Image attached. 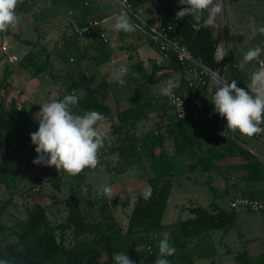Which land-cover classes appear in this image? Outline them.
Listing matches in <instances>:
<instances>
[{
  "label": "trees",
  "instance_id": "obj_1",
  "mask_svg": "<svg viewBox=\"0 0 264 264\" xmlns=\"http://www.w3.org/2000/svg\"><path fill=\"white\" fill-rule=\"evenodd\" d=\"M86 1L20 0L15 11L17 14L36 13L50 8H54L53 10L63 8L79 14L75 22L67 23L52 45L57 58L67 67L68 93H74L79 98L71 110L78 115L96 110L106 116L103 124H109L113 137L107 153L117 155L116 172L124 174L135 166L147 165L152 173L147 181V187L151 186L153 190L152 196L149 200H144L143 192L136 195L125 226H122L114 216L107 197L96 194L97 202L92 200L93 192L90 185L85 197V206L75 191H72L66 203L67 219L57 225L49 219L46 207L39 202L35 203L28 210L26 218L16 224V229L11 233L13 237L2 235L0 260L7 261V264H114L115 254L125 252L135 264H155L159 253L158 242L165 232L170 233L169 242L176 249L174 255L167 257L171 264H193L197 259L215 256L216 249L212 236L215 231L226 232L232 228L236 222L237 211L227 210L213 202L209 207H192L189 209L191 215L189 218L173 225H165L163 219L173 189L172 176L175 164L172 159L175 156L187 159L190 162L188 168L192 172L199 168L211 172L217 167L216 162L235 161L234 164L226 165V169L244 172L240 179L248 185L264 184V163L252 152L234 143L228 136L222 135L218 115L212 111L209 96L195 87L187 86L188 81L184 74L195 73L197 77L201 74V68L179 61L174 53L163 51L146 38L147 43L154 46L163 57L167 54L168 58L166 65H158L153 61L150 71L146 70L142 62L130 65V77L138 76L141 81L140 91L136 89L122 91L123 86L117 82H102L81 96L80 92L90 78L95 76H90L82 70L83 63L92 60L97 66H102L110 63L113 55L108 43L94 41L93 36H79L75 32L76 24L83 26L90 20L103 21L105 18L99 4L90 0L89 5H86ZM130 2L136 11V8L148 2L155 3L163 24L169 22L172 17L166 13L159 0ZM173 2L179 9L183 7L179 0ZM207 15L208 11H205L204 17ZM177 25L179 29L177 38L180 43L191 51L192 56L202 66L214 70L220 34L215 37L212 26L205 27L202 21L197 23L192 16L184 17ZM36 31L38 34L36 42L21 39L19 33L14 34V37L32 46V50L23 57L19 67L24 70L32 69L35 77H41L52 69L51 54L45 45H41V52L44 53L42 60L43 57L34 50L42 37L37 27ZM11 34L9 28L6 32L0 33V39ZM119 34L121 38L142 37L139 30L131 34L120 31ZM227 36L229 38L228 26ZM9 68L7 64L0 82V91L11 85L8 77L14 69L10 72ZM227 68L230 69V75L237 80L238 87L248 86L252 75L248 79L240 73L235 65V55L229 51L224 60L221 76L226 74ZM175 73L183 75L182 82L174 92L186 102L189 111L186 119H178L175 116L166 96L155 95L153 92L155 85L169 79ZM49 76L51 77L52 73H49ZM111 99L116 104L115 108L111 104ZM125 100L128 101V105H125ZM26 114L25 109L18 108L14 101L10 103L8 109L0 104V142L6 145L0 163L1 172H5L9 165L15 162V158L26 155L30 160L28 167L30 171L34 172L40 168L41 175L48 176L54 166L32 163L37 153L35 145L31 143L30 134L37 131L39 125ZM147 123L151 124V128L143 129ZM226 133L240 139V136L227 128ZM169 143L173 152L168 150ZM104 163L101 159L98 166ZM92 170L86 168L77 176L64 173L74 181L82 182ZM58 182L55 181L53 186L60 190ZM208 183L212 187L211 181ZM243 195L244 198L252 200H255L254 196H260L264 201L262 189L247 190ZM12 202L10 197L0 206V216ZM97 206L98 215L94 211ZM237 260L239 264H264V253L251 257L246 250L241 251L237 253Z\"/></svg>",
  "mask_w": 264,
  "mask_h": 264
},
{
  "label": "rangeland",
  "instance_id": "obj_2",
  "mask_svg": "<svg viewBox=\"0 0 264 264\" xmlns=\"http://www.w3.org/2000/svg\"><path fill=\"white\" fill-rule=\"evenodd\" d=\"M216 2L217 0H213L212 6H215ZM101 3L102 6L108 9L111 15H117L120 12L118 5L112 0H100ZM225 8L227 10L226 25L229 28L227 52H232L235 55V65H237L240 73L249 79L256 72L259 61L263 58L264 53H262L258 60L246 64L243 70L240 69L239 65L244 54L249 49L255 47L264 48V34H260L259 32L253 33L254 28L264 27V0H238L236 2L225 0ZM53 9L50 8L47 11L43 10L36 13L24 12L17 14L20 18V23L15 27H10L12 32L10 36L0 39V82L4 77L7 64H9L10 72L14 69L8 77L11 85L7 88H2L0 91V104H3L8 109L10 103L14 101L18 108L25 109L26 115H30L37 122L40 119L37 113L40 111L41 104L52 100H62L66 94H69L66 85L67 67L57 58L52 45L67 26V23L75 22L79 18V14L76 11H68L63 8L60 10ZM137 12L141 17L144 16L142 10L139 9ZM113 24L114 22L105 24L107 28L106 33L109 37L108 45L112 47L114 55L120 53V56L116 57L117 60L111 66H106V64L102 65L103 67L97 66L92 60H87L84 63L83 69L90 76L95 74V77L90 78L84 89L80 92L81 96L86 95L98 83H115L116 81L112 77L121 67L127 68V74L123 77L126 83L122 87V91H132L133 89L140 91L141 81H139L138 76L133 74L130 77V65L143 62L146 69L150 71L151 61L162 58L157 49L146 42H139L136 49L133 50L132 47L138 43L137 40L134 41V44H131L133 42L132 38H121L119 32L114 30ZM211 26L215 37H218L221 33L220 13L216 14L215 22ZM36 27L42 37L34 50L40 54V57H43L44 53L41 52V45H45L51 54L52 69H49L41 77H35L34 70L32 69L24 70L19 67V63L32 50V46L24 44L14 37V34L19 33L21 39L36 42L38 40ZM142 37L145 38L143 35ZM92 39L98 41L95 37H92ZM120 45H123L122 47L126 49H123ZM131 48L132 50H130ZM41 59L43 60L44 57ZM163 65H166V62H163ZM49 73H52L51 77ZM184 76L188 81L187 86L203 91L212 102V97L216 90L213 79L208 77L206 80L207 84L202 85L198 82L195 73L184 74ZM170 78L178 80L180 84L183 75L175 73ZM169 79L154 86L153 92L155 95H160V89L165 86ZM222 80L229 82L235 80L230 75L229 68L226 69V74L221 76V82ZM124 103L128 105L127 100ZM111 104L114 108L116 107L113 99H111ZM211 106L214 112V105L212 103ZM260 127L264 128V123ZM149 128H151L150 123L143 126V129L147 130ZM103 131L105 133L104 146L99 152V160L102 159L105 163L88 172L85 180L82 182L74 181L63 171L59 173L55 167L52 168L48 176L41 175L42 170L40 168L34 172L30 171L28 169L30 160L27 159L26 155H23L21 158H15V162L9 165L5 172H1L0 169V206L6 203L10 197L13 200L12 204L5 209L4 214L0 216V245L2 243V235L7 234L13 237L11 233L16 229V224L26 218L28 210L35 203L39 202L46 207L49 219L53 224L57 225L66 221L68 216L66 209L68 197L72 191H75L79 196V200L84 203L89 185L92 188V200L94 202H97L96 194L101 186L108 185L112 188L114 196L111 200L108 198L107 200L110 202L113 214L118 222L122 226H125L136 195L147 189V181L152 176V173L147 165H138L124 174H118L115 169L118 163L117 155L107 153L109 152L110 144L113 142L109 124H103ZM229 131L238 136L242 135L239 131ZM254 136L264 146V132ZM5 148L6 145L0 142V163ZM168 150L174 151L171 143L168 144ZM172 161L175 164L172 176L173 189L163 219L165 225H173L180 220H185L191 216L189 212L190 208L198 206L209 207L214 201L226 209L231 208L230 200L234 195L231 193L228 196L223 192L226 185L230 186L234 180H230L227 182L228 184H220L221 178L218 176L217 181L212 184L213 189L207 182L208 174L202 171V169H197L198 171L195 172L190 171L188 168L189 161L182 156H175ZM231 162V160L221 161V163ZM235 175L236 180H239V173ZM55 181H59L60 190L54 188L53 184ZM243 187L241 186L242 189ZM252 188L264 190V184L247 185L245 191H249ZM243 194L241 197H245ZM253 198L264 206V201L260 196H254ZM94 211L98 215V206ZM212 238L216 249L215 256L197 259L193 264H239L237 253L241 251L246 250L251 257L263 254L264 209L260 211L239 212L232 228L226 232L223 230L215 231Z\"/></svg>",
  "mask_w": 264,
  "mask_h": 264
},
{
  "label": "clouds",
  "instance_id": "obj_3",
  "mask_svg": "<svg viewBox=\"0 0 264 264\" xmlns=\"http://www.w3.org/2000/svg\"><path fill=\"white\" fill-rule=\"evenodd\" d=\"M18 3L19 0H0V33L20 23L15 11ZM179 3L183 7L175 13L176 20L192 16L197 23L202 21L205 27L213 25L216 14L222 11L220 0H217L215 6H212L213 0H179ZM205 11H208L206 18ZM114 20L113 28L118 32L131 34L138 30L139 26L124 10L123 3ZM256 32L264 34V27L254 28L253 33ZM262 53L264 48L261 47L249 49L243 56L240 69L243 70L246 64L258 60ZM126 74L127 68L121 67L114 73L112 79L120 86H124L126 81L123 77ZM178 87V80L170 78L160 89V94L172 97L174 89ZM78 99L73 93L66 94L62 100L41 104L37 113L40 117L38 130L30 134L31 143L35 145L37 153L33 164L54 166L59 173L63 171L70 176H77L86 168L95 169L98 166L99 152L104 146L103 123L107 118L96 110L87 111L82 115L73 113L70 106L76 105ZM211 103L214 105V113L226 119L227 129L239 131L248 137L264 132V128L260 127L264 123V70L253 73L246 88L238 87L235 80L223 83L216 88ZM221 134L226 135L225 132ZM152 191L151 186H148L142 193L144 200L151 198ZM97 194L109 200L114 196L112 188L108 185L101 186ZM169 241L170 233H162L155 264H171L167 257L174 255L176 249ZM113 260L114 264H135L125 252H118ZM0 264H7V261L0 260Z\"/></svg>",
  "mask_w": 264,
  "mask_h": 264
},
{
  "label": "built area",
  "instance_id": "obj_4",
  "mask_svg": "<svg viewBox=\"0 0 264 264\" xmlns=\"http://www.w3.org/2000/svg\"><path fill=\"white\" fill-rule=\"evenodd\" d=\"M97 4L100 3V0H93ZM115 4L118 5L119 9L121 10L122 3L123 8L127 11L128 15L132 19V21L137 24L138 30L140 33L148 40H150L153 44L159 46L163 51L167 53H174L177 56V59L183 63H190L194 64L201 68V74L197 76L198 82L202 85H206V78L209 77L215 80V69L210 70L204 66H202L191 54V51L184 45H182L179 41L178 33V21L175 18V13L180 9L178 6L173 2V0H159L160 4L164 7L166 13L170 14L172 17L170 21L166 24L158 23V24H151L145 18L141 17L135 8L132 6L130 0H112ZM90 0L86 1V5H89ZM74 30L79 36H93L98 40L108 43L109 38L107 33L103 30V21L94 19L88 21L85 25L79 26L74 25ZM165 58H168V55H165ZM218 61H215V68ZM258 70H264V58L259 61ZM204 74L205 77L202 75ZM227 82L226 80H222L220 82V86ZM169 103L173 108V112L178 119H186L189 116V111L186 105L185 100L174 92L172 97H167ZM182 103V105H181ZM181 105V107H180ZM183 110V117H182V110ZM197 119L198 116H195ZM231 208L240 211H260L264 209V206L260 204L257 200H252L244 197H240L231 203Z\"/></svg>",
  "mask_w": 264,
  "mask_h": 264
},
{
  "label": "crops",
  "instance_id": "obj_5",
  "mask_svg": "<svg viewBox=\"0 0 264 264\" xmlns=\"http://www.w3.org/2000/svg\"><path fill=\"white\" fill-rule=\"evenodd\" d=\"M99 7H100V9H101V12H102V14H103V16L105 17L104 18V20H103V28H104V30L105 31H107V28L105 27V24H109V23H111V22H115V20H114V17H115V15H111V13L108 11V9L106 8V7H104V6H102V3L100 4L99 3ZM137 9V11L140 9V10H142V13H143V15L144 16H142L143 18H145L149 23H151V24H158V23H160L161 22V16H160V13L158 12V9H157V7H156V4L155 3H151V2H148V3H146L145 5H143V6H141V7H138V8H136ZM120 33V32H119ZM126 37H124V39H125ZM130 38H132L133 39V42L131 43V44H134V41L135 40H137V44L136 45H134L132 48H133V50H135L136 49V47H137V45L139 44V42H146V39L145 38H143V37H130ZM147 43V42H146ZM121 47L123 46V45H120ZM131 46V45H130ZM123 49H126V48H124V47H122ZM132 48L130 49V50H132ZM111 49H112V47H111ZM124 52V51H123ZM112 60H111V62L110 63H108V64H106V66H111L117 59H116V57L117 56H120L119 54L117 55H114L115 53H114V51H113V49H112ZM124 54V53H123ZM161 55V54H160ZM162 56V55H161ZM87 61V60H86ZM85 61V62H86ZM153 61H156L157 63H158V65H162L163 64V62H166L167 61V59L165 58V57H163L162 56V58H160V59H154ZM153 61H151V64H150V66H151V68H152V62ZM84 62V63H85ZM84 63H83V66H84ZM143 63V62H142ZM144 65V64H143ZM83 66H82V69H83ZM103 67V66H102ZM102 67H100V68H102ZM144 67H145V65H144ZM146 68V67H145ZM84 70V69H83ZM147 70V69H146ZM84 72H86L85 70H84ZM87 73V72H86ZM88 74V73H87ZM89 75V74H88ZM92 75H95V74H92ZM95 77V76H94ZM102 83V82H101ZM99 84V83H98ZM224 124H225V127H226V124H227V121H226V119H224ZM226 130V129H225ZM240 141H242V142H245V143H247V144H249L252 148H254L257 152H259L263 157H264V146L263 145H261V143L257 140V137H253V136H251V137H248V136H245V135H240V139H239ZM232 161V160H231ZM234 163H236L235 161H232L231 163H221V162H219V163H217V167H215L211 172H206V171H204L202 168H199V169H202V171H204L206 174H208V180H207V182L208 181H211V184H213V183H215L216 181H217V177L218 176H220V178H221V182H220V184L221 183H225V184H228L227 182H229L230 180H234V182L230 185V186H228V185H226V187L224 188V194H226V195H230L231 193H233V197H232V199L230 200V207H231V203L233 202V201H235L236 199H238V198H240L241 196H242V194L245 192V187L248 185V184H246L245 182H243V181H241V179H239V180H236V175L235 174H238L239 173V178L244 174V172H242V171H239V172H234L233 170H227L226 169V165H230V164H234ZM188 164H190V162L188 163ZM198 169V170H199ZM198 170H196V171H198ZM239 182H241V183H239ZM242 184V185H241ZM245 184V185H244ZM241 186H244L243 187V189L241 188ZM253 189V188H252ZM244 190V191H243ZM243 191V192H242ZM218 197H219V195H218ZM214 202H216V201H214ZM217 203V202H216ZM218 204V203H217ZM219 205V204H218ZM220 206V205H219ZM222 207V206H221ZM224 208V207H223ZM226 209V208H225ZM230 209H232V208H230ZM227 210H229V209H227ZM239 212H248V211H243V210H240V211H237V216H238V213ZM236 220H237V218H236Z\"/></svg>",
  "mask_w": 264,
  "mask_h": 264
},
{
  "label": "water",
  "instance_id": "obj_6",
  "mask_svg": "<svg viewBox=\"0 0 264 264\" xmlns=\"http://www.w3.org/2000/svg\"><path fill=\"white\" fill-rule=\"evenodd\" d=\"M220 2L222 3V11L220 12V17H221V33H220V43H219V47L222 48L223 50V55L219 58L218 57V50H219V47L217 49V52H216V59L219 60L217 65H216V68H215V85H216V88L220 86V82H221V70H222V67H223V64H224V60H225V57H226V53H227V40H228V36H227V25H226V8H225V0H220ZM218 115V125H219V130H220V133H223L225 132L226 133V130H225V126H224V122H223V118L220 117V115L217 113ZM226 136H228L230 138V140H232L234 143L242 146L243 148L249 150L250 152H252L254 155H256L259 160L264 163V157L259 153L257 152L254 148H252L249 144L245 143V142H242L238 139H235L234 137H231L229 136L227 133H226Z\"/></svg>",
  "mask_w": 264,
  "mask_h": 264
},
{
  "label": "bare ground",
  "instance_id": "obj_7",
  "mask_svg": "<svg viewBox=\"0 0 264 264\" xmlns=\"http://www.w3.org/2000/svg\"><path fill=\"white\" fill-rule=\"evenodd\" d=\"M222 55H223V50H222V48L219 47L218 57L220 58Z\"/></svg>",
  "mask_w": 264,
  "mask_h": 264
}]
</instances>
